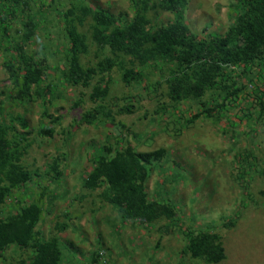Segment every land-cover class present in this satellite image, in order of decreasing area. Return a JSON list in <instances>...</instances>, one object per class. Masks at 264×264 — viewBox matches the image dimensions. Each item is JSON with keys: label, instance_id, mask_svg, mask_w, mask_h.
Here are the masks:
<instances>
[{"label": "rangeland", "instance_id": "374dc122", "mask_svg": "<svg viewBox=\"0 0 264 264\" xmlns=\"http://www.w3.org/2000/svg\"><path fill=\"white\" fill-rule=\"evenodd\" d=\"M86 1L92 8L116 15L126 13L128 19L134 15L132 0ZM28 2L27 9L22 4L12 6L23 13L11 17L5 7L13 3L0 1V14L7 19V32L0 28V120L20 133L23 129L17 122L12 123L14 117L20 115L29 124L32 146L25 162L33 172V182L17 190L14 197L28 204L37 200L42 189L46 192L45 208L50 211L45 212L37 229L47 239L58 232L56 227L65 226L59 233L64 241V264H91L90 255L98 249L105 252V264H210L183 253L184 232L188 229L214 230L223 237L227 258L220 264H264V116L259 118L257 104L259 91L264 93V65L254 68L247 78L233 72V80L245 89L228 101L223 111L210 118L202 116L191 124L186 120L201 111V102H222L224 94L213 90L200 100L173 103L167 97L164 81L169 73L166 65L142 67L143 80L129 88L114 68L109 74V96L94 102L89 94L100 84V76L90 87H83L70 85L61 74L68 64L70 46L62 13L70 1ZM234 3L189 0L186 22L202 37L209 33L223 35L235 23ZM28 15L37 27L25 52L40 63L45 77L40 87H34L31 97L22 102L12 98L16 87L6 64L16 55L13 42L22 38ZM149 16L157 24L169 23L174 17L159 9L150 11ZM82 60L90 64L97 61L93 54ZM259 72L262 78L257 77ZM98 104L112 110L113 121L100 115L90 125L82 122V115ZM126 104L133 105V112L120 114L118 109ZM47 113L58 117V121ZM46 126L55 128L52 137L40 136L39 130ZM128 142L139 151L166 150L165 158L152 166L147 192L149 198L160 192L158 199L174 203L178 214L174 223L162 220L151 226L122 221L113 205L103 203L97 192L83 187L94 166L93 155L105 144ZM58 154L64 155L63 175L54 180L49 166ZM10 202L1 209L0 216L19 207ZM30 252L12 245L3 253L0 264H18L19 258Z\"/></svg>", "mask_w": 264, "mask_h": 264}, {"label": "trees", "instance_id": "16d2710c", "mask_svg": "<svg viewBox=\"0 0 264 264\" xmlns=\"http://www.w3.org/2000/svg\"><path fill=\"white\" fill-rule=\"evenodd\" d=\"M5 1L13 3L5 7L6 14L11 17L23 13L12 6L22 4L23 9L29 7L28 0ZM69 1L70 6L62 13V19L70 46L68 64L61 74L70 85L83 87H90L94 78L100 76V84L93 87L89 94L94 102L104 101L109 96V74L114 68L120 71L124 86L129 88L143 80L142 67L166 65L169 73L164 81L167 97L173 103L200 100L206 92L213 90L224 94L222 102L212 105L201 102V111L186 120L187 124H191L202 116L210 118L223 111L226 103L237 98L245 89L233 80V72L238 71L239 78H247L254 68L264 65V0H234L235 23L223 35L209 33L204 37L193 32L186 22L189 0H132L134 15L131 19L123 12L116 15L103 8H92L86 0ZM158 9L173 13V20L166 24L154 22L149 13ZM6 22L5 16L0 14V28H4ZM36 27L28 15L22 38L13 42L16 55L6 64L16 87L12 98L22 102L31 97L34 87H40L45 77L44 68L25 52L26 43ZM4 32H7L5 28ZM91 54L97 59L95 64L84 63L82 58ZM257 77L263 76L259 72ZM47 90L50 91L51 86ZM259 93L258 116L262 118L264 93ZM133 108L132 104H126L118 112L130 114ZM100 115L112 119V110L105 104H98L84 113L81 121L90 125ZM48 117L58 121V117L52 114ZM16 122L23 133L0 120V211L10 201V204L19 206L6 216H0V258L8 247L14 245L24 252L31 251L30 255L19 258L18 264H64L61 246L64 241L59 233L64 231L65 226L56 227L58 232L47 239L37 229L45 212L50 211L45 208L46 192L42 189L37 200L28 204H23L19 196L14 197L17 190L33 182V172L25 162L28 149L32 146V141L28 139L29 124L20 115L14 117L12 123ZM39 134L52 137L55 128L42 127ZM93 156L94 166L87 174L83 187L97 192L103 203L113 205L122 221H138L152 226L162 220L169 223L177 220L173 202L158 199L160 192L149 198L147 192L152 166L165 158V149L139 151L129 142L125 145L118 143L117 146L105 144ZM63 158V154H58L49 166L54 180L63 175ZM52 198L49 197L48 203L51 204ZM229 223L234 225L233 221ZM165 229L168 230L167 227ZM184 235V254L210 264L225 262L226 247L223 237L216 231L188 229ZM104 258L105 252L97 250L91 253L90 262L105 264L107 260Z\"/></svg>", "mask_w": 264, "mask_h": 264}, {"label": "crops", "instance_id": "0c3cea01", "mask_svg": "<svg viewBox=\"0 0 264 264\" xmlns=\"http://www.w3.org/2000/svg\"><path fill=\"white\" fill-rule=\"evenodd\" d=\"M99 239V238H98ZM98 240H96V242H97ZM98 250H100V249H98Z\"/></svg>", "mask_w": 264, "mask_h": 264}, {"label": "clouds", "instance_id": "9594fccd", "mask_svg": "<svg viewBox=\"0 0 264 264\" xmlns=\"http://www.w3.org/2000/svg\"><path fill=\"white\" fill-rule=\"evenodd\" d=\"M103 253H104V251H103Z\"/></svg>", "mask_w": 264, "mask_h": 264}]
</instances>
